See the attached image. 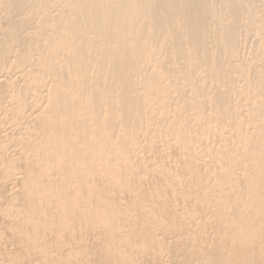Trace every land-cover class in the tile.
Masks as SVG:
<instances>
[{
  "label": "bare ground",
  "instance_id": "bare-ground-1",
  "mask_svg": "<svg viewBox=\"0 0 264 264\" xmlns=\"http://www.w3.org/2000/svg\"><path fill=\"white\" fill-rule=\"evenodd\" d=\"M0 264H264V0H0Z\"/></svg>",
  "mask_w": 264,
  "mask_h": 264
}]
</instances>
